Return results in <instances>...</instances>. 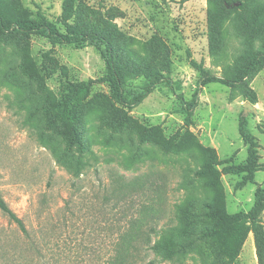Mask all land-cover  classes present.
<instances>
[{"label": "rangeland", "instance_id": "374dc122", "mask_svg": "<svg viewBox=\"0 0 264 264\" xmlns=\"http://www.w3.org/2000/svg\"><path fill=\"white\" fill-rule=\"evenodd\" d=\"M0 198V264H109L149 206L137 264H264V0H0Z\"/></svg>", "mask_w": 264, "mask_h": 264}, {"label": "trees", "instance_id": "16d2710c", "mask_svg": "<svg viewBox=\"0 0 264 264\" xmlns=\"http://www.w3.org/2000/svg\"><path fill=\"white\" fill-rule=\"evenodd\" d=\"M37 28L38 27L31 22L20 24V27H19V29H21L22 31H34ZM50 31L52 32V34L57 35L53 29H50ZM73 39H76L75 41H81L79 36H74ZM256 64H257V59L254 60V62L252 63L250 68L246 70L244 75H249L250 73H252ZM106 66H107V75H106L107 81L110 83L111 88L116 90L114 63H113V59L111 56L107 58ZM80 95H83V96L85 95V90L82 88V86H78L76 89L71 90L67 96L68 98L74 100ZM249 103H250V106L255 103V95L252 91L249 94ZM73 104L74 103H72V110L70 114H72L73 119H75ZM244 124L245 123H242L243 127H245ZM146 209L147 210L141 213L140 217L135 218L131 222L129 229L121 237L120 244L117 245L118 247L116 248L115 253L111 261L109 262V264H137L136 259L142 248V247L140 248V246H143V243H145L144 237L147 236L146 233L148 232L147 229L145 230L144 228L145 223L146 221H148L147 218L150 217V213L153 212L150 206L146 207ZM0 210L8 216L11 222L15 224L16 228L19 230V232L21 233L23 237L28 236V232L22 220L19 219L6 206V204L1 198H0ZM183 214L185 218L194 217V215L188 213L187 211H184ZM166 244L167 246L166 245L164 246V251L167 257H172L173 255H177V254L180 255L184 253L182 252L183 248L185 247L184 243H180L178 245L177 243L167 238ZM65 249H66V246L62 249H61V246H58V250L56 252L57 258L55 259V261H53V263L56 264L58 262L59 264H64L65 260L64 259L60 260V259L63 258L62 255H65L66 253ZM69 251H71V248L69 249Z\"/></svg>", "mask_w": 264, "mask_h": 264}]
</instances>
